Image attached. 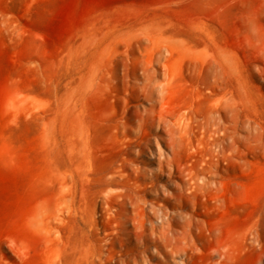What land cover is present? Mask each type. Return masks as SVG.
Masks as SVG:
<instances>
[{
	"label": "rangeland",
	"instance_id": "obj_1",
	"mask_svg": "<svg viewBox=\"0 0 264 264\" xmlns=\"http://www.w3.org/2000/svg\"><path fill=\"white\" fill-rule=\"evenodd\" d=\"M154 37L190 48L157 76L166 96L151 85L155 110L185 112L193 145L179 159L218 181L185 193L192 218L176 244L153 212L167 196L156 185L179 191L161 164L170 149L135 85ZM226 103L244 135L229 153L212 124ZM123 186V205L102 190ZM0 264H264V0H0Z\"/></svg>",
	"mask_w": 264,
	"mask_h": 264
},
{
	"label": "bare ground",
	"instance_id": "obj_2",
	"mask_svg": "<svg viewBox=\"0 0 264 264\" xmlns=\"http://www.w3.org/2000/svg\"><path fill=\"white\" fill-rule=\"evenodd\" d=\"M158 38H161V37H158ZM162 40H163V38H162ZM147 41L150 42L151 40H147ZM152 42H153L152 43V50L150 49L152 51V53H151V55H150V57L148 59L146 58L147 61L145 62L144 60L139 59L140 64L143 61L146 63L147 69L145 70V72L143 73V76L141 78H137V82L138 83H135V85L137 84V85L141 86L140 88H144L145 90H149V92L153 95V96L150 95V97L152 96L154 98V99L153 98L152 99L154 100L155 103L153 102V109H152V112H150L148 114L149 115L148 118H150L152 120L150 122L151 124L157 125L159 127V128H157V130L159 132L164 133V135L160 134L159 138H161L163 141H165L167 143V146L170 149V152H166V153L162 154L161 164H162V166L164 164V165H166L168 167V171H166V172L164 171V173H166L168 175V177H170V185L173 186L176 189H179V191L176 192V193H172L170 191H167L165 185L158 184V185L155 186V184H154L156 190H158L160 192V194H162V195L163 194L164 195L167 194V196L166 197L162 196V200L159 201L158 205H156V207H155L153 212H155V214L156 213H160L161 214L160 215L161 216L160 217L161 221H160V223H158L159 225L157 224L158 228H156L157 230L158 229L160 230L159 233H161V234L158 235L156 233L157 236L158 237L161 236V238H159L160 240L163 239L165 242H168L169 244H172L173 242L175 243V241L180 239L182 235H184V233H181V232L184 231V229H181V227H185V222H188L190 220V218H192V217H190L191 216L190 213H188L187 211L183 210V207H185V204L183 202L184 201L183 198H186V196H187L185 193L190 192L192 194L191 191L203 190L208 185H210L212 183H217L218 181H214V182L211 181V179L215 175L214 172L208 174L207 173V169H204L205 167L203 168L201 166V164L198 165L199 162L198 163L196 162L197 163L196 165L197 166H201L202 170L198 169L195 164L189 163L190 161L187 162V163H184V162H186V160H184V162H182L179 159V155H181V153L179 154V152H181L180 150H182V147L186 144L187 137H189V139H191L190 137H193L191 135V133H190V130L192 129L190 126H192V124H191L190 120L187 119V115L185 114V112H183L180 109L175 108L168 101L166 102V105H164L162 108L160 107L161 110H159V111L155 110L156 102L160 98V92L161 91L159 93L157 92V94H159V98H157L158 96L154 92V89L152 87L155 84L159 85V86L162 85L161 87H163V89H162L163 90L162 91L163 92L162 93L163 96H166L165 91L167 90V88H166L167 86L165 85L166 83H162V82L160 83L158 81V77L157 76L165 75L167 77V74L169 73V71H171V73H175L177 71V67L176 66H172V67L170 66L171 63H174V61H172V60H176L177 62L182 61L185 57L188 56L190 48H188L183 42H180V41H168L167 43H163L160 39L155 38V39H152ZM144 43H145V41H143L141 43V46ZM166 49L169 50V55H164V51ZM146 51H147V49H146ZM143 52H145V51L143 50ZM224 58H225L224 61H226L227 64L230 65L231 62H232L230 57L226 56ZM136 59L137 58H135V60ZM205 59H202V61H203L201 63L202 65H203V63H205L207 65V63H206L207 61ZM163 60H166L167 62L162 64ZM198 60H200L198 58V56L193 57L194 65L199 64L198 62H200V61H198ZM210 60H213V59H210ZM136 61H138V60H136ZM156 66H158V68L161 70V72H157L156 71ZM208 66H207L209 68L208 74L215 76L217 74V65H215L213 62H211V64L208 65ZM231 66H230V68H231ZM221 67H222V65H221ZM224 67H226V66H224ZM142 68H143V66H142ZM153 82H155V84ZM152 84H154V85L151 87ZM156 85H155V87H156ZM167 93L169 94L168 91H167ZM167 96H169V95H167ZM161 98H162V96H161ZM163 98H165V97H163ZM222 98L223 97H221V99ZM224 99L225 98H223L222 101ZM160 101L162 102V100H159V102ZM224 101L226 102L227 100H224ZM220 102H221V100H220ZM222 103L224 104V102H222ZM223 104L221 106H223ZM157 107H159V106H157ZM223 109H224L225 114L221 115V118H219V120L214 118L212 124H214V126H216L218 130H221V132H222V134H224V136H222V137L219 136L220 140H217L216 142L213 141V140L212 141L215 142V145L217 144V146L220 147V149L222 150L221 152H224V153L228 152L229 153V151L230 152L233 151V149L236 147L237 140L239 138H243L244 135L243 136L240 135V134L239 135H234L230 131L229 125H230V123H231L230 121L232 119H234L233 122H235V123H233L234 124V128H236L238 126V124H240V123H239V121L237 119H235V115L232 114L233 113V109H232V107H230L228 105V103H226L224 105ZM220 110H222L221 107H220ZM215 114H216L215 116H217L219 113L218 114L215 113ZM192 122H194V120ZM202 124L204 125V123H202ZM241 125L245 126V121H242ZM209 126H210V124H209ZM152 129L155 130L154 128H152ZM210 129H212V127H210ZM218 130H215V131H218ZM145 131H147V130H145ZM205 131L206 130H204V132ZM215 131L213 130V132H215ZM203 136H205V135H203ZM189 139H188V141H189ZM215 139H217V138H215ZM197 140L200 141L199 139H197ZM189 142L187 144H189ZM199 143H201V142H199ZM201 144H203V143H201ZM208 144H209V142H208ZM189 145H191V144H189ZM204 145H205V143H204ZM215 145H213V147H215ZM206 147H207V145H206ZM210 149H212V148H210ZM204 150H206V149H204ZM204 150H202V151H204ZM207 151L211 153V150L209 151V149H208ZM200 152H201V150H200ZM205 157H207L206 154H204V158H203V162L206 165V163H207L206 160L207 159ZM111 182H113V184H114V181H111ZM115 182H117V181H115ZM103 186H105V185H103ZM120 187H122V186H120ZM120 187L115 189L116 191H114L111 187H109V188L106 187V188H103L102 190L108 195V197H109L108 200H110V197H113L115 199L116 204H118V205L127 204V198H128V196L130 194V193H128V191L131 190V189L126 188L124 186H123L124 188H120ZM145 189H147V185H145L143 182L142 183L141 182H136L135 183V187L132 188V190H131V193L133 194V197L135 199L134 207L139 208V211L143 212L141 214H145V201H144V199H143V197L141 195L142 191H144ZM103 191H102V193H103ZM105 193H104V196L106 195ZM111 200H112V198H111ZM163 200L169 202L171 204V206H173V208H176V209H173L172 211H168V210H170L168 207H167L168 210L163 208L164 204H165V203H163ZM112 205H113V203H112ZM134 207H133V209H134ZM116 208H114V209H116ZM145 215L143 216V218H145ZM153 215L150 214L149 216L152 217ZM147 217H148V215H147ZM157 217H159V216H157ZM185 229H186V227H185ZM164 246L166 247V245H164ZM171 247L172 246H170V248Z\"/></svg>",
	"mask_w": 264,
	"mask_h": 264
}]
</instances>
